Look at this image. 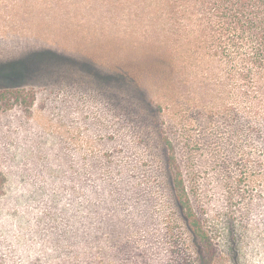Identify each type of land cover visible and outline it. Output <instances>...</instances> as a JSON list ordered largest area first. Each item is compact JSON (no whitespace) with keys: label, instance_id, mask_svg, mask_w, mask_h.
<instances>
[{"label":"rangeland","instance_id":"rangeland-1","mask_svg":"<svg viewBox=\"0 0 264 264\" xmlns=\"http://www.w3.org/2000/svg\"><path fill=\"white\" fill-rule=\"evenodd\" d=\"M131 1L0 0V89L37 92L30 110L0 113V264H82V203L99 264L158 260L164 132L215 264H264L263 142L239 98L230 111L228 93L180 73L117 85Z\"/></svg>","mask_w":264,"mask_h":264},{"label":"trees","instance_id":"trees-1","mask_svg":"<svg viewBox=\"0 0 264 264\" xmlns=\"http://www.w3.org/2000/svg\"><path fill=\"white\" fill-rule=\"evenodd\" d=\"M131 6L132 40L123 43L122 37L116 46L117 85L140 92L146 78L168 83L180 73L195 91L228 93L230 111L239 98L264 144V0H132ZM36 100L32 88H2L0 113L30 110ZM161 148L171 201L166 198L160 208V248L148 251L159 258L150 264H215L217 249L193 207L176 145L165 132ZM97 230L88 226L82 203V264H99Z\"/></svg>","mask_w":264,"mask_h":264}]
</instances>
